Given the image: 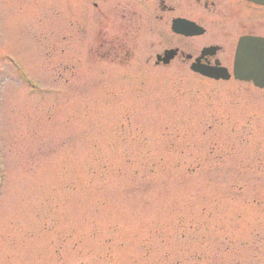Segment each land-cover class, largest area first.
<instances>
[{"label":"rangeland","instance_id":"374dc122","mask_svg":"<svg viewBox=\"0 0 264 264\" xmlns=\"http://www.w3.org/2000/svg\"><path fill=\"white\" fill-rule=\"evenodd\" d=\"M192 2L0 0V264H264V91Z\"/></svg>","mask_w":264,"mask_h":264},{"label":"flooded vegetation","instance_id":"af4514ba","mask_svg":"<svg viewBox=\"0 0 264 264\" xmlns=\"http://www.w3.org/2000/svg\"><path fill=\"white\" fill-rule=\"evenodd\" d=\"M216 3V1L210 3L213 9L214 7L215 9L217 8ZM192 4V7L197 9L200 17H206L205 19L208 17L213 20L219 19L224 22L223 27L219 31L220 35L216 34L217 53L231 50L234 41L241 36L264 37V6L262 5H256L247 0H227L223 4L226 8L222 10L223 14L216 10L217 12H214V15H204L208 10H212L206 0H193ZM235 36L236 40L234 39ZM216 60V58H208L207 61L215 62Z\"/></svg>","mask_w":264,"mask_h":264},{"label":"water","instance_id":"95a60500","mask_svg":"<svg viewBox=\"0 0 264 264\" xmlns=\"http://www.w3.org/2000/svg\"><path fill=\"white\" fill-rule=\"evenodd\" d=\"M264 2V0H259ZM175 32L187 36L199 35L202 30L192 23L176 20L173 22ZM172 57V52L168 53L164 61L167 63ZM202 74H206L203 72ZM207 75V74H206ZM235 75L239 79L253 78L264 86V39L255 37H244L240 41V49L236 57ZM214 78L226 79L224 74L212 75Z\"/></svg>","mask_w":264,"mask_h":264}]
</instances>
